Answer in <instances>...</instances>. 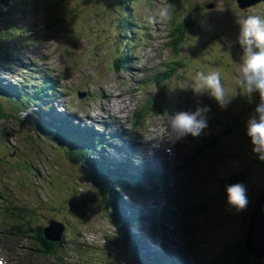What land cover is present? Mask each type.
I'll list each match as a JSON object with an SVG mask.
<instances>
[{
	"label": "rangeland",
	"instance_id": "rangeland-1",
	"mask_svg": "<svg viewBox=\"0 0 264 264\" xmlns=\"http://www.w3.org/2000/svg\"><path fill=\"white\" fill-rule=\"evenodd\" d=\"M7 1L2 0V4ZM17 1H19V5L12 10L11 18H0V59L11 62V56L14 53L24 56L35 43L46 37L48 42L45 47L37 51L36 58H44L47 64L44 66L33 65L31 69L35 73L52 69L64 76L71 74L74 69V66H70L68 69L64 67L66 64H70L68 61L70 52L81 45L77 38L74 40L63 38L64 33L70 34L71 31V26H64L66 14H75L91 8L88 15L89 21L92 22L96 20L97 15L112 10L110 3H100L94 6L91 0L88 2L86 0H65V2H61V0ZM190 1L196 7L193 10L175 9L171 20L172 28L168 30L170 34L174 33L178 36L187 37L186 40L176 44L178 50L202 45L210 36H221L224 27L227 25L238 28L235 23L236 15L222 12L219 15L220 12L215 9L227 5V0ZM234 1L244 2L245 0ZM157 2L158 0H156ZM145 3L148 7L155 6L153 0H146ZM128 7L129 3L123 8L127 9ZM37 25H42L43 29L36 31L29 41L16 48L11 46L16 38ZM164 29V26L156 28L160 32ZM85 36V30L82 29L78 32V37L83 38ZM174 57L176 58V55ZM195 59L194 70L206 69L212 62L211 59ZM137 61L138 59L135 57L128 59L130 66L134 67L137 64L141 66V69L125 79L131 80L133 76L143 71L166 70V66L158 64L152 58L144 59L142 62ZM123 69H125L124 66ZM5 71L0 70V73ZM111 79L114 77L112 76ZM190 79V72L185 69L172 70L168 77L156 75L152 78V83L156 85L154 93L150 94L148 83V90L144 97L145 99L152 97V102L148 103L147 101L144 110L139 111L135 126L137 127L136 122L140 121V117H142L144 119L143 125L152 129L154 126L153 117L155 116L160 119L166 114L173 115L178 111L185 110L194 111L197 106H207L210 109L207 114L208 128L212 137L210 138L207 135L208 132H205L206 139L203 140V146L196 145L192 155L194 182L203 188L200 208H210L225 201L226 186L235 183H242L246 187L247 206H250L258 199L264 198V159L258 158V155L253 153L252 145L246 135V122L259 103V94H244L243 88L237 86L230 79L222 77L225 88L233 97L226 108H221L207 94L196 95L190 89L186 90L184 85L189 83ZM166 80L169 83L166 84ZM160 85L163 86L160 87ZM140 86L141 84L136 80L134 86L127 87L126 85L118 94H110V91L106 95L99 94L93 97L90 103L100 102L107 97V100L102 103L113 104L111 99L115 97L126 105L122 98L133 93L130 89H138ZM7 89L10 92H7ZM58 90L60 91L59 87L55 86L51 89L28 93L22 92L23 86L21 84L0 86V186L5 188L12 186L13 189L22 192L20 195L5 194V199L11 207V214L24 215L31 225L36 223L43 225L44 238L42 240L35 238V246L40 245L46 239L56 238L61 233L57 222L42 218L48 198L45 191H40L39 188L43 187L48 177L47 166L50 162L47 157L48 149L52 148L57 151L69 144V147L77 154L85 151V158L81 162L82 166L88 164L86 156L91 152L90 146L81 144L78 142L80 140L64 137V135H59L57 131L50 133L47 130L51 121L56 127H62L71 122L74 114V112L69 113L70 111L68 113L64 111L49 113L44 110L43 100L50 93L58 94ZM84 98L74 99V104L79 103L76 105L82 107ZM28 109H31V114L27 118L21 119V114ZM149 118L151 119L150 124L145 121ZM31 122L36 123L35 130L27 131L25 126ZM211 122L212 124H210ZM238 132L239 134H237ZM242 149H244V153H242ZM221 153L224 158L221 157ZM93 156L96 157V162L101 161L104 165L110 158L109 154H98L97 156L93 154ZM132 171H135L132 165V156L124 155L121 161L118 160L114 163L112 161L110 168L112 193L105 195L104 210L106 215L99 221L95 231V239L86 243L88 247L84 254L85 264H110L112 257L121 252V247L116 245L115 239L123 236L129 230L131 217L150 211L153 217L150 221V228L155 226L156 218L160 216L157 201L166 182L155 181L151 183L147 192L139 197L133 191L135 185H133L134 179L130 175ZM81 172L87 179V174L82 170ZM7 173H12L13 176H7ZM74 173H71L72 179L81 177ZM55 178L62 180L67 191H71L75 186L73 181L67 180L64 170L60 174H56ZM207 188H214L215 192L212 190L213 193H207L205 191ZM174 194L173 191L171 194L164 195L163 198ZM25 208L28 210L25 211ZM245 227L248 232L250 220H246ZM165 232L166 230H162V233ZM239 243V237L232 234L225 240L208 245L207 249H203L200 257L190 258L187 263L184 261L178 263L238 264L237 248ZM77 260L78 257L75 258V262Z\"/></svg>",
	"mask_w": 264,
	"mask_h": 264
},
{
	"label": "bare ground",
	"instance_id": "bare-ground-1",
	"mask_svg": "<svg viewBox=\"0 0 264 264\" xmlns=\"http://www.w3.org/2000/svg\"><path fill=\"white\" fill-rule=\"evenodd\" d=\"M187 1L188 0H175L174 4H176L181 10L193 8V5H188ZM61 2H65V0H61ZM86 2H88V0H86ZM180 2H184V4L180 5ZM224 11L235 15L239 14L240 11H245L250 14L264 15V12L259 11L257 7L250 5L248 2L237 3L234 0H231V4L226 7ZM12 13V10H0V18L9 19L11 18ZM104 15L108 16L106 12H104ZM129 23L139 27L140 31H145L146 35L143 38H139L138 32H131L130 29H124V33L126 34L125 39H111L110 34H107L105 38L95 43L104 48V50H101L103 57L99 59V63L93 67L85 69L80 74L75 71L73 74L66 75L71 82L69 85H66L71 98L86 97L105 89H108L113 94H118L126 87V85L127 87L134 86L136 80L139 81L141 86L138 89H130V91L133 92L132 96L127 95L122 98L126 103V107L124 111L121 110V115L115 114L110 109V107L113 106L109 102H104L99 105L87 104L83 112H81V115L73 123L64 128V131L70 136L75 133H87L90 135V140L92 141L93 146H99L97 141L101 140V143L104 146L102 147V150L109 149L111 151L110 158L105 163V169L102 176L103 179L95 180L90 185V190L94 192L92 197L84 202L81 201L83 188L79 184L88 179H72L71 173L76 169V166L69 162V152L67 150L62 152H54L50 150L49 152L50 155L48 157L52 158L48 165L49 177L43 187L39 188V190H44L49 197L56 196L59 203H64L63 208L58 210L52 217L61 215V223L67 216L71 217V222L68 227L60 226L61 233H69L70 239H65L69 244L68 248L59 253L54 250L53 245L46 243L41 245V250L46 254L45 258L54 264H74L75 258L73 255L79 252V243L71 238L78 234L80 230L78 220L83 214L73 207L74 203L80 202L83 209L87 204L92 203L94 200L100 204L101 207L98 214L90 221L89 225L86 226L88 235H91L94 238L96 237L95 231L98 227L99 221L106 215V211L104 210L106 204L105 195L112 192L110 185V168L112 161L115 160L117 155L122 153L117 147H111L109 145L111 140L119 141V137H121L123 141H130L131 146L134 148V152L136 153L135 164L139 165L140 169H142V171H137L135 173V176L137 177V186L134 191L137 196L140 197L145 193L142 186L149 183L151 179L154 178L155 174L162 175L160 180L163 182L169 180L173 183L175 179V177L169 173L156 169L154 167V160L150 159L148 163H143V159L139 153H142L143 150L139 149L138 151L135 147L137 137H145L150 131L135 126L139 111L144 110L147 101L148 103L152 102V98H144L148 90V83L150 94H153L156 85L152 83V78L156 75L166 77L167 70L143 71L133 76L131 80L119 78L112 81L111 85L106 88L101 86L102 82L108 80L111 76L115 65L123 63L119 60L117 55H112L108 50L109 46L107 43L119 42L131 44L132 46L129 50V54L137 55L139 58L147 57L150 54H156L158 55V59L156 60L158 64L167 66H175L177 64V62L173 60L172 50L168 47V43H166V41L169 40L168 37L164 34H159L153 31L151 29L152 26L145 23V20H132ZM237 36L238 30L226 31L223 37L230 46L229 49L225 52H220L219 48H214L218 53L220 52V56L226 57L227 60H230L235 64L234 66H228L225 62L227 65L226 69L228 70L225 75L233 81H235L236 70L239 67L242 54L238 51L239 44L237 43ZM148 42H153L154 45L150 46L148 45ZM213 47L214 46H209L208 49H212ZM18 58H20L18 55L12 56L15 63ZM89 75H93L94 77L89 78ZM36 86L43 88L50 87L47 83ZM45 104L46 110L51 113L55 111L60 112L61 110H66L68 112L70 109L74 108V105L71 104V99L62 96L59 90L58 96L50 95L45 100ZM127 116L131 117L129 120L125 121ZM96 121L98 123L95 124ZM145 121H148V119H145ZM153 122L154 125H157L153 130V133L167 132L165 119L160 121L159 118L155 116L153 117ZM118 123H121L123 128H119L117 126ZM210 124H212V122ZM205 131L211 135L207 126L203 133L198 137H192L189 135L183 139L177 140L178 148L174 151V155L177 157L176 160L178 161L177 170H182L186 167V170L181 171L177 178H180L182 180L181 183L184 186H188V190L194 193V203L191 204L190 212L192 213V222L196 225L194 230L198 233L199 238L197 242L195 241L191 245L192 249H194V253L179 256L169 254L170 248L167 244L175 243V238L181 234L182 229L181 226L176 224V221L169 212L162 211L165 201L161 198L159 201V209L161 213V218L159 219L161 222L158 223L155 228H150L148 222L150 221L151 216L149 213H145L139 217L130 218L128 232L115 239L116 245L121 247V252L112 257L110 264H177L178 262L185 261L189 258H196L198 254H201L203 249H207L206 246L211 243L225 240L232 234L239 237L240 241L237 248L238 264H264V199L258 200L251 207L246 206L243 209H237L230 206L227 201L211 208H200L201 187L198 184H193L191 182L193 180L192 175L194 170L192 150L196 144H201V140L206 136ZM237 134H239V132ZM164 138L169 140L167 136ZM219 144L221 145L220 141ZM68 146L70 145L68 144ZM244 152V149H242V153ZM54 155L57 156L58 161L56 162L53 159ZM179 155H183L184 159ZM220 155L224 158L222 153ZM64 167L67 180L75 183V186L71 191H67L63 186L61 179L54 178L56 174L62 172ZM165 167L168 168L167 165H165ZM105 187L108 189L104 191L103 195L98 194V192ZM183 190L184 189L179 191L180 195H183ZM209 191H212V189H209ZM166 192L171 194L172 188H167ZM248 214H250L249 217L247 216ZM86 215L87 214L85 213V216ZM246 220H250L251 222L248 232L245 227ZM149 229L150 231L148 232ZM161 229L171 230L172 238H168V236L162 239L160 237ZM80 257L81 259L77 260V263L75 264H85V260L83 259L84 253H80Z\"/></svg>",
	"mask_w": 264,
	"mask_h": 264
},
{
	"label": "clouds",
	"instance_id": "clouds-1",
	"mask_svg": "<svg viewBox=\"0 0 264 264\" xmlns=\"http://www.w3.org/2000/svg\"><path fill=\"white\" fill-rule=\"evenodd\" d=\"M175 13V7L168 0H158L154 7L145 8V23L151 26L169 23ZM238 25L237 43L242 49L239 67L236 70L235 83L243 88L244 94H259V103L246 122V135L252 145V151L258 158L264 159V15H236ZM190 82L184 88L190 89L196 95L207 94L219 107L226 108L233 95L222 82V73L218 68L207 70H192ZM207 106H197L194 111H178L165 118V126L169 136L176 140L186 136L198 137L208 126ZM31 109L21 114V119L27 118ZM227 203L237 209L247 206V190L242 183L226 186Z\"/></svg>",
	"mask_w": 264,
	"mask_h": 264
},
{
	"label": "trees",
	"instance_id": "trees-1",
	"mask_svg": "<svg viewBox=\"0 0 264 264\" xmlns=\"http://www.w3.org/2000/svg\"><path fill=\"white\" fill-rule=\"evenodd\" d=\"M104 3H110L112 2V4L110 5V8H123L124 6H126L130 1L132 0H102ZM89 15L85 12H77L75 14H70L67 16L66 18V23L70 22L71 23V31L70 34H66L67 40H74V39H79L81 40L80 37H78V32L82 29H85L86 27H88L89 25ZM84 50L82 51V55L81 57L76 58L75 61V65H77L80 62H86L89 64V59H90V54L92 52V45H83ZM75 65H74V69L72 70V73L75 72Z\"/></svg>",
	"mask_w": 264,
	"mask_h": 264
},
{
	"label": "water",
	"instance_id": "water-1",
	"mask_svg": "<svg viewBox=\"0 0 264 264\" xmlns=\"http://www.w3.org/2000/svg\"><path fill=\"white\" fill-rule=\"evenodd\" d=\"M2 4V1H0V5Z\"/></svg>",
	"mask_w": 264,
	"mask_h": 264
}]
</instances>
